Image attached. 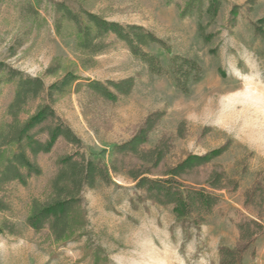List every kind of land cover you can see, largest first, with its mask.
<instances>
[{
	"label": "rangeland",
	"instance_id": "1",
	"mask_svg": "<svg viewBox=\"0 0 264 264\" xmlns=\"http://www.w3.org/2000/svg\"><path fill=\"white\" fill-rule=\"evenodd\" d=\"M185 1H0V60L25 74L42 76L46 85L71 69L80 77L55 96L53 107L87 150L102 152L108 163L111 146L129 139L148 114L161 112L144 146L166 144L164 162L157 170L225 144L223 153L195 168L187 179L204 186L210 172L218 170L237 182L235 189L226 186L218 191L220 199L206 222L199 229L190 226L186 239L170 206L139 200L141 192L123 172L112 174L113 183L98 182L82 193L79 208L86 225L57 241L47 229L35 231L25 223L32 200H43L49 191L55 158L69 150L57 144L55 151L39 156V175L31 176L26 185L14 182L8 187L10 207L0 211V221L16 226V232H0V264H218V248L239 244L237 223L248 219H257L261 230L243 252L241 264H264V148L255 141L264 136V119L247 114L259 98L264 99L248 98L253 87L264 94V42L253 35L251 23L264 19V0L250 8L247 0H223L211 23L206 14L200 19L197 14L182 17ZM58 2L73 7L81 2L107 20L151 30L171 51L157 45L146 48L159 57L162 73L150 72L114 35L107 38L108 47L86 59L75 43L77 29L62 19ZM235 4L240 9L231 26ZM198 23L207 25L210 40L202 39ZM176 54L195 58L202 70L189 93L174 86L170 58ZM131 75L136 78L132 92L115 101L86 87L88 79L102 82ZM12 94V83L0 84V116ZM39 102H30L27 113Z\"/></svg>",
	"mask_w": 264,
	"mask_h": 264
},
{
	"label": "trees",
	"instance_id": "2",
	"mask_svg": "<svg viewBox=\"0 0 264 264\" xmlns=\"http://www.w3.org/2000/svg\"><path fill=\"white\" fill-rule=\"evenodd\" d=\"M222 1L186 0L180 13L182 17L197 14L199 19L206 14L211 23L217 16ZM255 1L247 0V7L250 8ZM56 8L62 19L75 25V43L80 53L87 55L86 59L89 60L88 56H94L108 47L110 42L107 38L114 35V38L126 44L134 57L147 64L150 72L162 73L159 57L146 48L157 45L168 53L171 51L166 41L151 30L139 24L107 20L83 7L81 2L75 7L58 2ZM239 9L237 4L231 8L228 21L231 26H235ZM251 23L253 35L264 42V19ZM197 25L202 39L210 40L212 34L205 33L204 30L207 25ZM171 56L170 71L174 86L183 93H189L192 83L200 80L202 70L193 57L178 54ZM78 78L80 77L71 69L46 85L42 76L25 74L0 60V84L13 85L11 99L0 116V211H7L10 207L9 185L14 182L26 185L31 176L39 175V156L55 151L57 144L62 143L69 150L59 153L55 158V172L49 179V191L43 200H32L30 213L25 220L27 226L35 231L47 229L57 241L70 238L74 230L86 225L83 209L79 208L83 202L82 193L98 182L113 183L112 174L123 172L133 182V188L141 192L137 195L139 200H149L163 207L170 206L174 221L182 226L185 238H190L189 227L199 229L206 222L220 199L218 191L226 186L235 189L237 182L221 171L212 170L205 179L204 186L194 185L187 179L188 174L223 153L227 145L204 154H188L178 162L165 166L163 170H157L164 162L166 144L160 142L149 148L144 147L150 131L162 117L161 112H155L148 114L129 139L111 146L112 158L106 163L101 158L102 152L95 153L84 147L78 134L53 107L55 96L67 91ZM135 79L133 75L102 82L88 79L86 87L101 98L115 101L119 95L125 96L132 92ZM36 99L41 102L36 104L33 112L27 113L28 104ZM126 158H133L136 162L127 164ZM237 230L240 235L239 244L220 246L218 264H241L242 254L261 230V224L257 219L242 220L237 223ZM2 231L15 234L16 226L1 220L0 232Z\"/></svg>",
	"mask_w": 264,
	"mask_h": 264
},
{
	"label": "bare ground",
	"instance_id": "3",
	"mask_svg": "<svg viewBox=\"0 0 264 264\" xmlns=\"http://www.w3.org/2000/svg\"><path fill=\"white\" fill-rule=\"evenodd\" d=\"M251 96H249L248 98H253V97H264L263 91L258 89V88H252L250 90ZM260 102L258 104H256L255 106L253 105V107L248 108V113L249 115H257L260 116L264 119V99H260ZM252 104V103H250ZM245 130V129H244ZM243 131V130H242ZM248 136V135H247ZM257 140V141H256ZM256 144H258L260 147L264 148V136H262L261 138H255ZM253 144V143H252ZM259 148V147H258ZM261 148V149H262Z\"/></svg>",
	"mask_w": 264,
	"mask_h": 264
}]
</instances>
